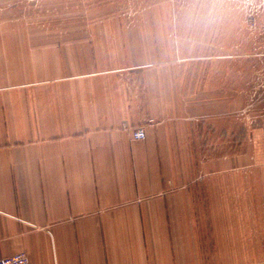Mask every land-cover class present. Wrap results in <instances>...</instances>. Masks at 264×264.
I'll return each instance as SVG.
<instances>
[{
	"label": "rangeland",
	"instance_id": "obj_1",
	"mask_svg": "<svg viewBox=\"0 0 264 264\" xmlns=\"http://www.w3.org/2000/svg\"><path fill=\"white\" fill-rule=\"evenodd\" d=\"M5 42L116 78L141 110L131 140L166 124L189 264H264V0H0Z\"/></svg>",
	"mask_w": 264,
	"mask_h": 264
},
{
	"label": "crops",
	"instance_id": "obj_2",
	"mask_svg": "<svg viewBox=\"0 0 264 264\" xmlns=\"http://www.w3.org/2000/svg\"><path fill=\"white\" fill-rule=\"evenodd\" d=\"M60 57L0 43V259L189 264V193L169 192V128L131 140L121 125L141 110L117 79L61 76Z\"/></svg>",
	"mask_w": 264,
	"mask_h": 264
},
{
	"label": "built area",
	"instance_id": "obj_3",
	"mask_svg": "<svg viewBox=\"0 0 264 264\" xmlns=\"http://www.w3.org/2000/svg\"><path fill=\"white\" fill-rule=\"evenodd\" d=\"M134 140L145 138V130L142 128L134 129L132 133ZM0 264H30L28 255L25 252H19L9 257L1 258Z\"/></svg>",
	"mask_w": 264,
	"mask_h": 264
}]
</instances>
